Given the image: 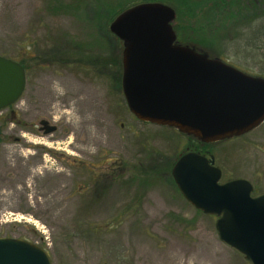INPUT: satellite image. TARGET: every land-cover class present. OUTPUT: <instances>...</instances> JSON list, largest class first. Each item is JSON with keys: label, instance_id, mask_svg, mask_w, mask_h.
<instances>
[{"label": "rangeland", "instance_id": "obj_1", "mask_svg": "<svg viewBox=\"0 0 264 264\" xmlns=\"http://www.w3.org/2000/svg\"><path fill=\"white\" fill-rule=\"evenodd\" d=\"M119 1L0 0V55L26 66L20 99L0 110V237L42 247L53 264H248L163 168L207 144L221 180L242 177L261 192L264 121L202 143L137 119L124 100L122 64L99 62L122 56L103 10ZM205 2L191 0L187 24L202 28L182 36L205 48L187 45L264 78V17L234 21L222 11L211 19ZM68 40L95 48L78 52ZM42 119L56 130L39 131Z\"/></svg>", "mask_w": 264, "mask_h": 264}, {"label": "water", "instance_id": "obj_2", "mask_svg": "<svg viewBox=\"0 0 264 264\" xmlns=\"http://www.w3.org/2000/svg\"><path fill=\"white\" fill-rule=\"evenodd\" d=\"M176 12L163 2L137 3L120 12L109 31L122 43L121 88L139 120L177 128L202 143L237 136L264 121V78L248 75L188 45L177 44ZM25 69L0 55V110L18 101ZM47 135L56 126L45 119ZM184 199L215 216L218 238L248 264H264V190L242 177L221 180L213 155L190 150L170 170ZM0 264H53L42 247L0 237Z\"/></svg>", "mask_w": 264, "mask_h": 264}, {"label": "trees", "instance_id": "obj_3", "mask_svg": "<svg viewBox=\"0 0 264 264\" xmlns=\"http://www.w3.org/2000/svg\"><path fill=\"white\" fill-rule=\"evenodd\" d=\"M150 1H157V2H163L165 4H173V8L176 12V18L174 20V28L175 30L178 32L179 37L184 40V42L186 43L185 45H195L192 43H199L201 46H204V42H199L195 37H193V41H189L187 40V38H182L183 35H185V31L188 27H190L191 25L187 24L190 22V15L192 13V4H191V0H126L124 3L122 1H119L118 6L117 7H111V5H104L103 10L105 11V25L109 23L123 10L137 4L140 2H150ZM199 1V0H198ZM169 2V3H168ZM189 2V4H188ZM205 3H210L208 5V9L206 10V14H210V18L214 19L215 17V13L216 12H225V14L227 13V15H231L230 17H233L232 19H234V21L236 20H241L244 18H249V19H258V18H263L264 17V0H206ZM206 4V5H207ZM116 5V4H115ZM114 5V6H115ZM212 12V13H210ZM196 13V12H195ZM195 15V14H194ZM196 21V20H195ZM225 22V21H224ZM208 24H210L209 22H207ZM212 25V23L210 24ZM202 27H190L189 30H191L192 32H196L194 30H200ZM260 32H263V28H261ZM182 34V35H181ZM191 40V39H190ZM68 43H70V46L74 45L77 49L78 52H81V49H90L91 48H95L93 47L90 43H85V42H77V41H73V40H68ZM72 44V45H71ZM61 47L64 46V44L60 45ZM198 46V45H197ZM57 47V46H56ZM56 50V48L51 49L50 53H54ZM56 57L55 54H52V57ZM10 58V57H9ZM13 59V58H12ZM64 59V57L60 58ZM16 61H18L23 68L25 69L26 66L24 64V59H14ZM65 60L71 61V59L69 60V58H65ZM74 61V59H72ZM111 61L109 62V59L107 61L105 60H101L99 61L100 64H109L112 65L114 68L119 67L121 63V59L119 62V56H117V61L114 59H110ZM77 61V60H75ZM206 145L207 144H202V145H195L192 150L195 151H199L203 154H206ZM178 158V157H177ZM176 158V159H177ZM175 162V161H174ZM173 162V163H174ZM173 163H167L166 167H164V171H170Z\"/></svg>", "mask_w": 264, "mask_h": 264}, {"label": "bare ground", "instance_id": "obj_4", "mask_svg": "<svg viewBox=\"0 0 264 264\" xmlns=\"http://www.w3.org/2000/svg\"><path fill=\"white\" fill-rule=\"evenodd\" d=\"M68 113H69V115L71 116V117H70V119H71V118L73 117V112H72V111H69ZM27 221H30V219H27Z\"/></svg>", "mask_w": 264, "mask_h": 264}, {"label": "flooded vegetation", "instance_id": "obj_5", "mask_svg": "<svg viewBox=\"0 0 264 264\" xmlns=\"http://www.w3.org/2000/svg\"><path fill=\"white\" fill-rule=\"evenodd\" d=\"M38 128H39V126H38ZM39 130V129H38ZM40 131V130H39Z\"/></svg>", "mask_w": 264, "mask_h": 264}]
</instances>
